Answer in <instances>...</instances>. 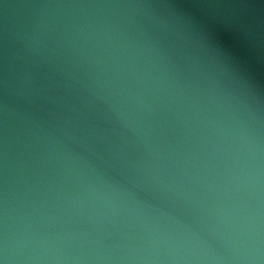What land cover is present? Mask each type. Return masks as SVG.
<instances>
[{"label":"water","instance_id":"1","mask_svg":"<svg viewBox=\"0 0 264 264\" xmlns=\"http://www.w3.org/2000/svg\"><path fill=\"white\" fill-rule=\"evenodd\" d=\"M0 264H264V0H0Z\"/></svg>","mask_w":264,"mask_h":264}]
</instances>
